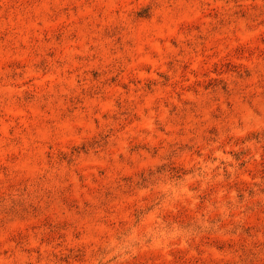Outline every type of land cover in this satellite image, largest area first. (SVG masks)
I'll return each instance as SVG.
<instances>
[{"label": "rangeland", "instance_id": "1", "mask_svg": "<svg viewBox=\"0 0 264 264\" xmlns=\"http://www.w3.org/2000/svg\"><path fill=\"white\" fill-rule=\"evenodd\" d=\"M0 264H264V0H0Z\"/></svg>", "mask_w": 264, "mask_h": 264}]
</instances>
